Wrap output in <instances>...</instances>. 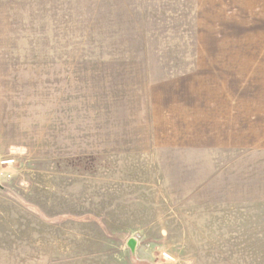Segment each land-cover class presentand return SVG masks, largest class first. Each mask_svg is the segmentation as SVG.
<instances>
[{
  "label": "rangeland",
  "instance_id": "obj_1",
  "mask_svg": "<svg viewBox=\"0 0 264 264\" xmlns=\"http://www.w3.org/2000/svg\"><path fill=\"white\" fill-rule=\"evenodd\" d=\"M0 264H264V0H0Z\"/></svg>",
  "mask_w": 264,
  "mask_h": 264
}]
</instances>
